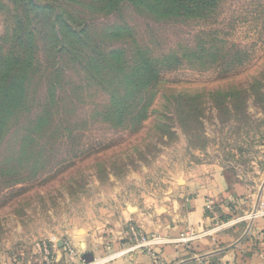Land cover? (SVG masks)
Masks as SVG:
<instances>
[{"label":"rangeland","instance_id":"obj_1","mask_svg":"<svg viewBox=\"0 0 264 264\" xmlns=\"http://www.w3.org/2000/svg\"><path fill=\"white\" fill-rule=\"evenodd\" d=\"M55 2L83 44L59 48L43 15L0 0V43H13L15 23L35 37L25 107L0 133V264H41L36 243L51 238L78 253L94 230L131 239L125 213L169 202L186 179L218 173L264 201V0L164 17L128 0ZM178 94L197 97L180 106ZM215 205L207 199L213 225L199 234L223 226Z\"/></svg>","mask_w":264,"mask_h":264},{"label":"crops","instance_id":"obj_2","mask_svg":"<svg viewBox=\"0 0 264 264\" xmlns=\"http://www.w3.org/2000/svg\"><path fill=\"white\" fill-rule=\"evenodd\" d=\"M203 178L198 182L186 179L184 185L169 189V202L153 201L149 208L136 205L124 218L146 234L157 233L166 239V244L154 249L167 264H264V213L245 218L259 207L255 197L231 191L218 173ZM208 198L215 200L223 226L216 232L199 234L213 225L207 214ZM125 210L131 209L126 205ZM107 230L105 237L98 230L90 232L81 256L91 253L100 261L98 264H154L143 249H131L133 241L127 231ZM179 235H187L190 240L177 242ZM57 241L55 238V244ZM54 259L59 264L79 263L62 247L56 248Z\"/></svg>","mask_w":264,"mask_h":264},{"label":"trees","instance_id":"obj_3","mask_svg":"<svg viewBox=\"0 0 264 264\" xmlns=\"http://www.w3.org/2000/svg\"><path fill=\"white\" fill-rule=\"evenodd\" d=\"M15 6L22 7L23 15L26 17L29 13L43 15V23L47 20L48 25H44L52 30V39L57 42L59 48L65 49L71 45L81 42L83 44V30L77 29L70 21L69 14L62 12L55 0H10ZM91 5H101L97 10H102L106 6L115 10L121 0H89ZM134 6L144 8L145 11L155 13L164 17L167 15H179L182 11L184 15H193L197 5H206L208 0H128ZM211 1V0H209ZM190 7V8H188ZM97 8V7H96ZM22 25L15 23L13 30L9 32L11 41L9 47L0 43V133L5 129L10 119L22 108L25 107L27 97L28 83L31 75L35 71L33 62V51L35 40L33 33L27 32L19 35L18 31ZM109 33H116V28ZM60 37L59 38H57ZM57 48V47H56ZM58 48V49H59ZM139 72V71H138ZM145 76L154 75L153 70L144 67L141 69ZM197 96L190 94H178V100H182L180 106H191L192 101ZM191 103V104H187Z\"/></svg>","mask_w":264,"mask_h":264},{"label":"built area","instance_id":"obj_4","mask_svg":"<svg viewBox=\"0 0 264 264\" xmlns=\"http://www.w3.org/2000/svg\"><path fill=\"white\" fill-rule=\"evenodd\" d=\"M264 213V201L259 203V207L255 209L251 214H249V219H254L257 216ZM247 218V219H248ZM129 234L133 241L131 249L139 248L145 250V253L148 257L154 262V264H167L163 259H161L160 255L154 249V245L161 243L162 240L156 236H149L147 235L142 229L134 226L129 225L128 227ZM188 240V237L181 236L178 240L185 241ZM49 242H52L53 247H55V240L51 239L48 242L41 241V243H36L37 249L42 256V263L41 264H59L54 257L51 255ZM62 248L66 252L65 254L71 258L78 259L79 263L77 264H98L100 261L97 259H93V261L89 263H85L81 259V254L78 253L74 247H72L69 241H62ZM74 264V263H71Z\"/></svg>","mask_w":264,"mask_h":264},{"label":"water","instance_id":"obj_5","mask_svg":"<svg viewBox=\"0 0 264 264\" xmlns=\"http://www.w3.org/2000/svg\"><path fill=\"white\" fill-rule=\"evenodd\" d=\"M57 247L61 248L62 247V241L61 240H58L57 243H56ZM81 259L85 262V263H89L91 261H93V255L91 253H84L82 256H81Z\"/></svg>","mask_w":264,"mask_h":264}]
</instances>
